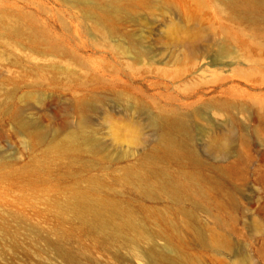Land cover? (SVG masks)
Returning <instances> with one entry per match:
<instances>
[{
  "label": "rangeland",
  "instance_id": "rangeland-1",
  "mask_svg": "<svg viewBox=\"0 0 264 264\" xmlns=\"http://www.w3.org/2000/svg\"><path fill=\"white\" fill-rule=\"evenodd\" d=\"M202 1V9L196 0H185L186 8L171 4L164 9L158 2L137 6L126 15L116 34L143 37L151 56L156 55V62L149 64L147 59L135 63L115 50L113 43H124L110 35L100 38L84 12L70 1L0 0L9 13L30 14L61 47V53L48 54L44 46L32 48L24 39L6 38L16 42L19 50L0 43V215L10 231L0 232V264H64L41 239H33L36 232L60 245L79 264H139L130 248L105 242L78 223L47 212L41 193L53 201L68 189L86 187L90 178H97L104 192L124 205L137 211L155 208L181 224L170 213L168 201L143 198L115 179L122 167L137 164L142 148L130 141L129 121H148L160 107L196 113L188 123L191 139L187 145L198 151L204 165L198 169L183 165L199 172L206 185L192 226L213 229L229 243L228 249L214 250L200 245L191 228H180L182 246L174 252L189 262L182 264H264V11L256 14L261 32L257 34L221 11L216 0ZM187 12L196 14L197 20L189 21ZM182 26L203 29L196 49L206 51L207 59L196 66L178 60L183 54L177 44ZM223 28L238 39L229 38ZM256 40L262 46L251 48ZM243 44L257 60L256 69L244 60L222 71L210 64L222 61L219 46L241 54ZM194 67L196 74L191 73ZM251 70L248 79L239 76ZM78 99L88 101L84 130L99 145L100 155L80 150L68 156L49 147L80 121ZM6 106L19 116H12ZM19 122L41 131L43 139L29 138ZM146 124L144 132L154 135ZM209 126L224 134L212 149L198 134ZM101 156L109 159L101 163ZM160 166L173 175L178 173L175 163L164 161ZM25 193L30 204L17 201ZM184 205L190 207L191 200L186 199ZM12 213L21 221L11 220ZM139 216L150 230L168 227ZM163 245L156 240L158 251H163ZM141 246L147 244L141 242ZM166 264L172 263L167 260Z\"/></svg>",
  "mask_w": 264,
  "mask_h": 264
},
{
  "label": "bare ground",
  "instance_id": "bare-ground-1",
  "mask_svg": "<svg viewBox=\"0 0 264 264\" xmlns=\"http://www.w3.org/2000/svg\"><path fill=\"white\" fill-rule=\"evenodd\" d=\"M72 2L84 12L86 19L92 22L93 28L99 33L100 38L108 35L118 37L124 45L113 43L115 50L130 57L135 63H142L145 59L149 64L155 61L156 55L151 56V47L145 46L143 37L136 39L133 34H123L122 38L117 35V26L125 20L126 15L135 10L137 6L151 7L158 2L162 7L177 4L186 8L185 0H67ZM221 11H226L229 17L238 22H244L254 33H261L259 30L260 18L256 16L259 11H264V0H216ZM196 6L202 9L204 3L202 0H196ZM135 12V11H134ZM189 21L197 20L194 13L187 12ZM172 25V24H170ZM203 29L182 26L183 35L177 42L178 47L183 50L179 57L180 62L193 63L196 66L202 60H206V51L196 49L197 44L204 37ZM222 32L229 38L237 40L236 35L230 36L228 29L223 28ZM12 37L21 42L23 39L30 43L32 48L44 46L48 54L61 53L59 43L54 40L44 29L37 26L36 21L30 14L9 13L0 4V43L7 47H14L19 50L20 46L16 42H9L6 38ZM109 38V37H107ZM255 47L262 46V43L253 41ZM218 54L222 61L210 63L219 66L217 69L224 70L226 66L239 64L244 60L256 69L257 63L252 55V51L242 45L243 53L239 54L232 51L229 46H219ZM149 60V61H148ZM222 65V66H221ZM192 74H196V67L192 68ZM247 74H240L242 78L248 79ZM226 93V91H222ZM224 105V104H221ZM77 110L79 111L80 121L78 124L66 132V135L59 141L50 143L49 147L59 154H75V151L84 150L89 154H99V145L84 130L87 120L83 117L86 113L88 101L86 99L77 100ZM12 116L18 117V112L13 111L7 106ZM195 115L196 113L193 112ZM193 114H186L172 107H160L158 114L149 117L148 121H129L127 131L132 132L131 143L141 146L137 164L125 165L120 169L116 181L127 185L131 190L143 198H162L169 203L170 213L182 220L181 224L167 218L165 213L151 207H141L139 211L134 210L129 205H124L121 200L115 196L105 193L97 178L87 180L84 188H72L61 192L59 197L53 201L45 197L46 192L41 193L42 199L48 205L47 212L63 221L76 222L84 230L96 234L105 242H112L130 248L139 264H166L168 260L172 264L189 263L185 261L175 249L180 244V228L193 230V235L200 245L212 249H228L229 243L218 236V233L211 229L210 231L201 228H194L192 223L196 219V211L201 207L197 201L202 199L205 190V181L199 172L190 171L183 163L194 166V169L204 165V161L198 151L192 149L187 143L191 139L189 121L194 117ZM144 123L154 130V135L144 132ZM19 128L25 132L29 138L37 137L43 139L41 131L33 130L29 124L19 122ZM201 130V129H200ZM201 141L205 146L215 148L224 138L223 132L213 126H209L199 131ZM147 140V137H151ZM109 159L107 156H101L100 162ZM164 161L178 165V173L173 175L168 169L162 168L160 164ZM99 164V162L97 161ZM94 165V163H92ZM221 172H225L222 170ZM5 176V174L3 175ZM34 192L36 189L33 187ZM1 199H5L1 196ZM41 199V201H43ZM191 200V206L186 207L184 201ZM20 203H29L27 193L21 196ZM16 201V202H17ZM196 210V211H195ZM140 214L149 220L164 223L167 229L158 227L150 230L140 219ZM170 215V214H169ZM10 219L18 222L21 217L17 213H12ZM158 225V224H157ZM183 230V229H182ZM181 230V231H182ZM0 232L2 234L10 233L4 217L0 215ZM17 229L14 240L17 242ZM36 232V231H35ZM175 234V235H174ZM176 237H174V236ZM177 238V239H176ZM33 239H41L47 250H52L63 259L64 264L76 263L74 257L63 249L60 245H53L39 233H35ZM162 240L163 251L155 248L156 240ZM141 242L147 244L144 248ZM165 253V254H164ZM176 255H175V254ZM174 254V255H173ZM170 255V258H169ZM172 257V258H171ZM236 260V256H233Z\"/></svg>",
  "mask_w": 264,
  "mask_h": 264
}]
</instances>
